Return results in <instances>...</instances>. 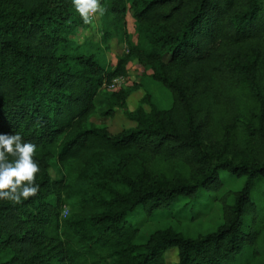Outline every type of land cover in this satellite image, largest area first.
I'll list each match as a JSON object with an SVG mask.
<instances>
[{
    "label": "trees",
    "instance_id": "1",
    "mask_svg": "<svg viewBox=\"0 0 264 264\" xmlns=\"http://www.w3.org/2000/svg\"><path fill=\"white\" fill-rule=\"evenodd\" d=\"M100 2L105 34L128 45L113 64L72 39L86 23L71 0H0V133L35 144L40 167L37 195L0 200V264H167L170 249L172 264H264V0ZM133 61L168 108L138 83L108 89ZM119 111L131 126L91 121ZM221 170L244 180L219 197L214 229L137 241L136 210L217 192Z\"/></svg>",
    "mask_w": 264,
    "mask_h": 264
},
{
    "label": "rangeland",
    "instance_id": "2",
    "mask_svg": "<svg viewBox=\"0 0 264 264\" xmlns=\"http://www.w3.org/2000/svg\"><path fill=\"white\" fill-rule=\"evenodd\" d=\"M126 31L130 35V39L136 42L137 34L133 20L130 17L127 18ZM72 39L76 44L83 45L86 51L94 53L105 64H113L116 56H123L128 51L127 41L123 37H110L109 34H105L99 13L93 14L91 22L79 28ZM132 83L142 85L150 93L152 101L158 108H168L171 105L170 92L160 83L152 80L147 72L139 69L135 61L127 64L126 74L117 78L115 86L125 87ZM143 93V90L133 91L127 100V107L133 109L139 103ZM99 107H101V104H99ZM91 121L94 124L108 125L112 132H117L132 125L123 111L117 112L110 119L96 114L91 118ZM49 174L52 179L57 180L63 175V172L53 165L49 169ZM219 179L221 188L217 192H203L194 200L179 197L168 210L156 211L150 216H146L140 209L136 210L129 216L128 220L137 227V241L143 242L150 232L158 228L171 227L186 235L205 233L214 229L221 222L219 197L226 190L239 189L243 184L244 177H237L226 170H221ZM89 185L90 181H75L74 183L75 188L82 189L87 188ZM228 200H231V198ZM66 210L67 208L64 207L63 212L65 213ZM166 260L167 264H172L177 260L175 249L166 252Z\"/></svg>",
    "mask_w": 264,
    "mask_h": 264
},
{
    "label": "clouds",
    "instance_id": "3",
    "mask_svg": "<svg viewBox=\"0 0 264 264\" xmlns=\"http://www.w3.org/2000/svg\"><path fill=\"white\" fill-rule=\"evenodd\" d=\"M75 11L85 23L92 15H103L105 9L100 0H71ZM36 145L23 141L18 132L0 133V200L16 204L22 199L37 195L39 185L35 183L40 171L39 162L33 159Z\"/></svg>",
    "mask_w": 264,
    "mask_h": 264
},
{
    "label": "built area",
    "instance_id": "4",
    "mask_svg": "<svg viewBox=\"0 0 264 264\" xmlns=\"http://www.w3.org/2000/svg\"><path fill=\"white\" fill-rule=\"evenodd\" d=\"M117 78H119V77H117ZM117 78H114L113 80H112V82L108 85V89H115V83H116V81H117Z\"/></svg>",
    "mask_w": 264,
    "mask_h": 264
}]
</instances>
